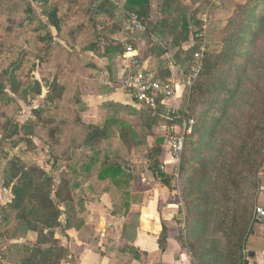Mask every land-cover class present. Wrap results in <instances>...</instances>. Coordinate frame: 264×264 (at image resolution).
<instances>
[{
  "label": "trees",
  "instance_id": "16d2710c",
  "mask_svg": "<svg viewBox=\"0 0 264 264\" xmlns=\"http://www.w3.org/2000/svg\"><path fill=\"white\" fill-rule=\"evenodd\" d=\"M33 1L43 8L42 16L59 34L62 30V20L58 8L53 6L50 0ZM96 1L97 5L90 3V15H106L113 20L115 14L110 8V0ZM18 2L17 4L21 5L22 2L26 6L25 20L27 24L31 23L33 18L30 1ZM237 8L240 13L236 17L240 19L239 27L234 31L232 24L229 25L221 52L218 54L206 51L209 45H204L201 69L191 84L185 111L169 110L162 104L161 98L157 99L154 108L136 104L141 121L138 131L129 122L115 117L104 119L101 125L80 121L82 126L86 125L87 132L84 140L77 145V148L86 147L91 152L82 164L85 177H90V172L95 170L99 180L110 179L114 187L124 189L125 186L126 189V180L130 179V167L125 168L120 162L111 159L110 152H102L101 142L116 136L123 147L132 151L138 147L141 138L144 140L142 144H148L145 157L148 171L156 182L168 188L173 179L161 169L160 147L164 138L155 137L152 129L156 126V121L165 116L170 117L166 127L191 119L192 146L197 143L198 149L215 148L216 153L213 163L208 165L203 161L192 164L183 156L180 176L184 179L192 173L184 181L183 198L188 200V196H193L197 207L207 205L210 198L213 205L217 206L214 213L221 221L220 225L216 226V235L224 238L227 264H247L246 258L244 259L245 243L251 232L253 211L262 191L260 173L264 163V0H247ZM123 9L127 17L136 15L148 33L155 34L159 39L160 43H155L149 48L152 66L147 71L152 72L154 77L161 81L165 78L160 72L167 67V62L162 58L170 49L177 50L175 57L178 64L181 63L179 58H183L186 64L201 46V43H197L189 50L182 48L189 40L191 24L197 28L194 39L200 42L202 24L196 18L195 12H191L189 20L182 14L184 6L180 0H162L159 9L162 18L153 24L149 22V0H125ZM174 11L178 12L177 16H174ZM88 22L93 32V41L84 48L85 51L100 59H109L122 56L126 52V46L133 52L136 50L133 40L121 43L111 37L119 31L114 24L105 25L104 29H101V25L99 28L93 18L88 19ZM165 36H168L170 41L164 46L161 40ZM40 41L50 44L52 36L47 33ZM222 62L226 64L222 66ZM88 66L97 69L93 63ZM21 68L22 62L11 63L0 72V107L14 102L7 90L12 96L20 95L22 100L30 101L40 97L44 88L45 106L32 110L33 115L40 118L51 105L61 102L65 87L57 78L44 79V87L37 80L32 83L23 82L19 74ZM184 73L187 74L188 69ZM76 101L80 102L78 98ZM206 101L208 108L205 107L198 113V104ZM38 123L39 120L29 121L21 127L29 136L22 140L32 143L31 137L34 136L35 129L46 125ZM2 131L4 135L0 136V145L17 136L19 127L11 121H6ZM187 149L184 139V155L193 154L186 153ZM11 150L12 148H0V159L4 163L0 188L9 190L11 194V201L0 209V230L3 228L6 231L20 224L29 236H34L32 244L26 243L18 247V264H63L67 253L56 238V230L62 229V219L65 220L66 229H78L83 224L79 214L84 210V200L79 196L75 199L71 193L78 186L70 184L62 177L54 189V179L50 174L39 166H26ZM96 166L99 167L98 171ZM68 170L76 172L73 165H69ZM127 170L129 172H126ZM223 222H229L230 226L226 227L227 224ZM1 238L0 232V240ZM219 243L223 245L222 240H219Z\"/></svg>",
  "mask_w": 264,
  "mask_h": 264
},
{
  "label": "rangeland",
  "instance_id": "374dc122",
  "mask_svg": "<svg viewBox=\"0 0 264 264\" xmlns=\"http://www.w3.org/2000/svg\"><path fill=\"white\" fill-rule=\"evenodd\" d=\"M27 1H30L33 18V21L29 24L25 20L26 6L22 2L19 5L17 4L18 0H0V72L11 63L22 62L19 74L23 82L32 83L37 80L44 87V79L57 78L60 84L65 87V93L61 102L51 105L40 118H36L32 110L45 106L44 96L46 90L44 88H42L40 97H35L30 101L22 100L20 95L12 96L7 90V94L14 98V102L0 107V136L4 135L2 126L6 121L17 124L19 132L17 136L8 139L7 143L0 145V148L4 150L12 148V154L18 157L26 166L36 165L45 170L54 179V189L57 188L62 177H65L70 184H76L78 187L71 191L72 196L76 199L78 196H82L80 191L83 185L91 186L93 181L91 179L96 176V171L92 170L90 178L86 180V183H82L85 175L82 173L81 164L84 162L85 157L91 155V152L87 148H77V145L84 140L87 132L86 125L82 126L80 121L84 122V119L91 120L89 119L90 117H94L95 120L99 121L100 117L97 115L99 113L97 107L101 102L108 99L114 102H123V94H127L121 89L120 79L116 73L109 77L112 83H109L108 86L112 88V93H106L107 90H101L100 86L107 83L106 77L103 79L98 69L105 67L106 63H102L99 57L84 50L93 41V32L88 19L93 18L98 27L101 25V29H104L105 25L114 24L119 28V31L111 37L121 43L133 40L135 46L140 43V48L146 57H149V48L155 43H160V41L155 34L148 33L145 27L143 32L134 34H129L125 30L127 23V15L123 9L125 0H110V8L115 14L113 20L106 15H90V3L93 2V4L97 5L98 2L96 0H50L51 4L58 8L59 16L62 20V30L59 34L47 24L46 19L42 16L43 8L36 1ZM246 1L180 0V3L184 6V10H181L182 14L189 20L191 12H195L196 18L202 24L200 42L194 39L193 35L197 28L190 23L189 40L182 45V48L189 50L197 43H201V46L209 45V48L205 49L206 51H213L219 54L223 48L225 33L228 31L229 25L231 26L232 24L231 27L234 31L239 27L240 19L236 17L240 13L237 7L245 4ZM149 2L151 10L149 22L153 24L162 18L159 12L162 0H149ZM174 12V16H177L178 12ZM44 26L46 27L43 28ZM79 27L82 28L77 31ZM232 30L229 31L232 32ZM47 33L52 36L50 44L40 41ZM169 41L170 38L165 36L161 40V44L165 46ZM176 52V49H170L162 59L167 62L170 58L178 65L180 71L185 74L184 72L187 69L189 71L192 60L185 64L183 58H179L181 63L178 64V59L175 57ZM91 63L95 64L97 69L88 66ZM225 64V62H222L221 65L224 66ZM178 89L182 92L179 100L169 105L170 107L168 108L175 112H183L188 106L187 99L190 89L182 85ZM76 98L80 100L79 103H77ZM206 105L207 101L198 104L197 112L200 113L205 107L208 108ZM139 114L138 108L134 109L130 106L106 113L110 117L117 116L128 120L127 122L137 131L141 126ZM165 117L156 121V126H153V128L156 132L154 134L155 137L164 138V143L161 146L162 151L169 153L166 142L168 133L165 132V125L170 117ZM38 120V125H46L35 129L34 136L31 137L32 143L22 140L28 135L21 127L29 121L37 122ZM175 126L178 128L182 127V122ZM11 129L13 130V128ZM190 136L191 133L185 135L184 138L188 148L186 153L193 154L184 155L183 152L179 163L175 166L172 163L168 164V166L162 164L163 172L173 179L168 190L170 194H174L179 211H177L174 218L177 225L175 237L179 244L180 252L186 256L187 264H227L224 238L216 235V226L220 225L219 222L221 221V219L218 220L214 213L217 206L213 205L210 198L209 203L201 207L200 205L197 207L194 201L195 198L192 199L193 196H188V200L183 198L184 181L192 174L189 173V176L184 179L180 176V164L183 156L192 164H199V161H203L208 165L213 163V157L216 153L215 148H213L214 150H206L203 147V149H198L197 143L192 146ZM196 141L197 137H195ZM142 142L144 143V140L140 138L138 147L130 151L123 147L115 136L108 141L101 142V150L102 152H110L111 159L120 162L125 168L131 164L141 166L142 163L146 168L145 157L148 144H142ZM194 150L196 151L195 153ZM3 165L4 163L0 159V184L3 181L1 172ZM69 165L75 166L76 172L69 171ZM52 168H55V170ZM98 169L99 167L96 166L97 171ZM260 175L261 185L264 189V163ZM9 193V190L0 188V204L8 200ZM261 196L260 192L256 207L264 206V204L262 205L259 202ZM3 206L0 205V209ZM177 218L180 221L177 222ZM254 220H252L251 226L255 222ZM223 223L227 224L226 227L230 226L229 222ZM0 232L2 236L0 248L5 247L8 251L15 250L17 238L22 239L25 234L20 224H16L6 231L2 228ZM219 240H222V246ZM245 258L246 256H244Z\"/></svg>",
  "mask_w": 264,
  "mask_h": 264
},
{
  "label": "crops",
  "instance_id": "0c3cea01",
  "mask_svg": "<svg viewBox=\"0 0 264 264\" xmlns=\"http://www.w3.org/2000/svg\"><path fill=\"white\" fill-rule=\"evenodd\" d=\"M139 44L133 53L141 60L143 69H148L152 64L149 57L143 55ZM100 61L106 63L105 67L98 70L103 79L106 77L107 83L100 88L107 90L106 93H112V88L108 86L112 83L109 77L116 73L121 81L127 60L122 55ZM172 72V69L166 67L160 75H166V78ZM180 89L162 104L170 107L177 102L182 93ZM123 95V102L109 99L101 102L97 107L100 120L90 117L91 120L84 119V123L101 125L104 119L113 117L106 115L108 112L128 106L138 108L129 94ZM152 131L156 133L154 128ZM160 150L162 164L168 166L171 164V156L164 153L161 147ZM129 167L130 179L126 180V189L125 186L124 189L114 187L110 179L99 180L97 174L91 179V186L83 185L80 197L84 200V210L79 214L83 224L78 229H66L65 220L62 219V229L56 230V238L67 253L63 264H187L186 256L180 252L175 237L177 225L174 218L178 206L174 194L156 182L143 163L141 166L131 164ZM88 178H83L82 183H86ZM261 189L259 202L263 205L264 189ZM10 201L9 193L8 200L0 205L5 206ZM33 237L25 232L22 239L17 238L15 250L0 248V264H18V247L32 244ZM245 256L247 264H264V224L261 221L255 220L251 226L245 243Z\"/></svg>",
  "mask_w": 264,
  "mask_h": 264
},
{
  "label": "built area",
  "instance_id": "2783aa9c",
  "mask_svg": "<svg viewBox=\"0 0 264 264\" xmlns=\"http://www.w3.org/2000/svg\"><path fill=\"white\" fill-rule=\"evenodd\" d=\"M125 30L129 34L139 33L144 31L143 24L139 21L136 15L131 14L127 17ZM204 52V46H200L192 56V63L187 74L180 71L178 65L171 60H167V68L173 72L163 80L154 77L152 72L143 69L138 57L134 55L129 46H126V52L123 54L126 58V63L123 67V76L120 81L121 89L130 95L135 104L144 105L154 108L157 99L161 98L162 102L173 97L179 86L190 89L192 82L196 79L201 69V59ZM191 119L182 122V127L169 126L165 128L168 133L166 142L168 145L171 163L175 166L183 154L185 135L191 132ZM171 127V128H170ZM163 171V167H161ZM256 221H261L264 224V207H256L254 212Z\"/></svg>",
  "mask_w": 264,
  "mask_h": 264
}]
</instances>
